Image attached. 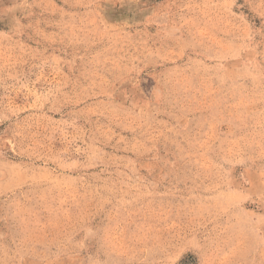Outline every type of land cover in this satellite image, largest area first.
Masks as SVG:
<instances>
[{"label": "rangeland", "instance_id": "obj_1", "mask_svg": "<svg viewBox=\"0 0 264 264\" xmlns=\"http://www.w3.org/2000/svg\"><path fill=\"white\" fill-rule=\"evenodd\" d=\"M0 264H264V0H0Z\"/></svg>", "mask_w": 264, "mask_h": 264}]
</instances>
